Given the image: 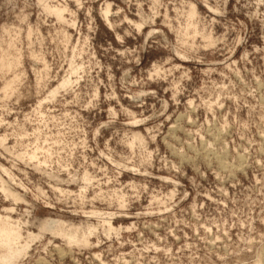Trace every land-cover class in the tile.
Listing matches in <instances>:
<instances>
[{
    "label": "rangeland",
    "instance_id": "1",
    "mask_svg": "<svg viewBox=\"0 0 264 264\" xmlns=\"http://www.w3.org/2000/svg\"><path fill=\"white\" fill-rule=\"evenodd\" d=\"M5 52L0 215L39 234L18 264L259 262L264 0H0Z\"/></svg>",
    "mask_w": 264,
    "mask_h": 264
},
{
    "label": "bare ground",
    "instance_id": "2",
    "mask_svg": "<svg viewBox=\"0 0 264 264\" xmlns=\"http://www.w3.org/2000/svg\"><path fill=\"white\" fill-rule=\"evenodd\" d=\"M39 1H43L46 2V0H39ZM158 3V2H157ZM46 4V3H45ZM48 5V4H46ZM52 6V5H50ZM50 6H46L45 8L48 10V12H51L53 14H55L57 16V18L59 19H63V14L67 11L66 8L61 9L60 7H50ZM194 6V5H192ZM106 9L104 10L103 14L105 16V18L108 20V14L110 12V5L106 4ZM66 10V11H65ZM65 11V12H64ZM191 20H193L196 16V10L194 7L191 8L190 13H189ZM189 17V18H190ZM190 21V20H189ZM193 22V21H192ZM191 23V22H190ZM194 25V24H193ZM197 27V26H196ZM195 27V28H196ZM194 28V27H193ZM189 29V28H188ZM196 30V29H195ZM12 47V46H11ZM10 48V47H9ZM10 50V49H9ZM9 52H5L2 55H0V69L2 71H12L13 69H15L18 64H19V59H12L9 57ZM3 72V73H4ZM6 73V72H5ZM71 79H66L63 80V83L61 84V86H59L60 88H66L69 87V85H71ZM14 80H11L10 82H8L6 89L9 90V88L13 85ZM56 88L53 91H51L49 97H55L56 94L58 93V90L60 88ZM48 97V98H49ZM51 99V98H49ZM134 140H138L141 141L142 137L140 135H135L134 136ZM132 145V144H131ZM211 151V150H210ZM34 154V153H33ZM218 154V153H217ZM32 156V155H31ZM217 156V155H216ZM215 157V156H214ZM31 158V157H30ZM33 158V157H32ZM34 159V158H33ZM182 159V158H181ZM216 161L218 163V165L221 168H227V163H224V158L222 156H217L216 157ZM207 163V162H206ZM240 163V160H239ZM238 163V164H239ZM243 164V163H242ZM242 166V165H241ZM240 167V165H239ZM237 168V167H236ZM223 169V170H224ZM235 169V168H234ZM229 172V171H228ZM4 189V188H3ZM11 193V196L14 200H21L19 195L16 193ZM98 215V213H97ZM112 216V215H111ZM109 218H111L110 216H108ZM106 219V218H105ZM39 234H34V233H29L27 238H23L21 231H20V227L18 226V224H15L13 222H11L9 220L8 217H3L0 215V264H18L19 263V259L23 256H26L28 254L29 248L32 246V242L38 238ZM67 236L65 235V238ZM26 239V240H25ZM25 240V241H24ZM68 243H73L75 241H77V237L76 235H70L69 238H66ZM24 241V242H23ZM28 256V255H27ZM260 259L259 262L256 264H264V248L260 253ZM258 261V260H257ZM255 263V262H254Z\"/></svg>",
    "mask_w": 264,
    "mask_h": 264
}]
</instances>
